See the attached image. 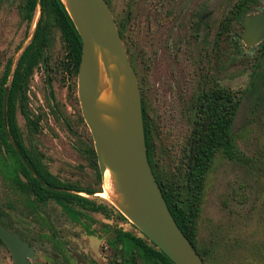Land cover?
<instances>
[{
  "label": "rangeland",
  "instance_id": "obj_1",
  "mask_svg": "<svg viewBox=\"0 0 264 264\" xmlns=\"http://www.w3.org/2000/svg\"><path fill=\"white\" fill-rule=\"evenodd\" d=\"M28 1L0 0V78L11 61L16 65L41 17L39 5L29 16ZM237 1L109 0V8L117 28L122 27L136 77L143 82L152 159L162 178L173 183L183 178L181 158L193 126L194 98L216 86L235 95L244 91L231 131L246 160L216 155L205 180L197 243L211 250L217 264H264L263 53L258 61L264 41L245 46L243 27L236 23L223 33L221 24ZM260 12L264 0H255L245 17ZM48 34V69L34 71L28 91L37 133H31L17 108L19 135L52 175L102 193L97 157L89 154L94 142L77 97V74L72 70L68 75L58 65L65 55L58 30ZM0 177H6L1 166ZM92 198L107 211L86 212L76 225L64 223L63 229L69 237L78 235L84 264H120L107 249L116 227L136 236L139 231L111 198Z\"/></svg>",
  "mask_w": 264,
  "mask_h": 264
},
{
  "label": "water",
  "instance_id": "obj_2",
  "mask_svg": "<svg viewBox=\"0 0 264 264\" xmlns=\"http://www.w3.org/2000/svg\"><path fill=\"white\" fill-rule=\"evenodd\" d=\"M82 42L77 96L94 142L101 177L109 169L121 214L173 264H205L172 217L149 164L145 145L140 86L125 45L105 0H61ZM242 43L264 41V12L243 20ZM262 53L258 57L261 58ZM101 68L113 101L100 100ZM0 238L15 264H30L21 251L33 253L0 226Z\"/></svg>",
  "mask_w": 264,
  "mask_h": 264
},
{
  "label": "trees",
  "instance_id": "obj_3",
  "mask_svg": "<svg viewBox=\"0 0 264 264\" xmlns=\"http://www.w3.org/2000/svg\"><path fill=\"white\" fill-rule=\"evenodd\" d=\"M105 1L109 6V0ZM254 2L255 0H238L221 24L223 33L229 32L233 23L242 27L244 17ZM37 5L40 6L42 14L36 24L29 45L24 49L17 62L13 75V86L16 90L20 87V82L25 87L28 77L42 55L43 49L50 42L48 32L52 28L60 31L67 50L65 62H67L66 60L69 61L76 74L80 65L82 42L61 0H29L28 13L31 18ZM44 23H46L45 27ZM118 31L121 39H123L122 27L119 26ZM236 44V46L241 47L240 41H236ZM125 48L127 53H129V47L125 45ZM260 50L264 54V42L261 44ZM137 80L142 95L143 82L142 80ZM243 94L244 91H241L239 95H235L225 88L216 86L203 89L194 98L193 108L195 116L193 126L181 158L183 166L181 177L183 178L177 183L162 178L154 166L151 130L144 101L141 100L146 152L153 175L177 226L194 246L205 264H217L211 258V250L205 247L200 248L197 243L198 219L204 199L205 180L217 154H221L229 160L241 162L246 160L243 153L238 149L235 137L231 131ZM16 98L17 93L15 96L11 95L7 104V133L4 124V99L3 94L0 93V140L5 146L7 155L13 153L15 156L16 166L12 167V173L17 174L19 172L23 175H29L31 172L28 165L14 151L8 136L9 134L15 145L24 153L17 124L12 115V104H14ZM23 113L24 115L26 114L24 110ZM27 121L29 125L33 124L28 116ZM24 158L26 159V156ZM7 167L10 166L7 165ZM31 170L34 171L33 167H31ZM118 238V241L124 244L128 253L127 264H137V258L141 260V264H173L144 235L143 239H140L130 233H127L126 237L119 233Z\"/></svg>",
  "mask_w": 264,
  "mask_h": 264
},
{
  "label": "flooded vegetation",
  "instance_id": "obj_4",
  "mask_svg": "<svg viewBox=\"0 0 264 264\" xmlns=\"http://www.w3.org/2000/svg\"><path fill=\"white\" fill-rule=\"evenodd\" d=\"M58 32L60 34L59 30ZM60 38L62 40L61 34ZM64 49L65 55L58 65L63 72L69 75L74 68L68 60L65 62L67 55L65 45ZM46 51L47 47L43 49L42 55L28 77L25 87H23L22 82H20V87L17 90L13 86V75L18 61L14 66L11 61L0 78V93L3 94L4 99V124L7 133V104L11 95L15 96L16 93L17 98L12 104V115L15 122L16 109L18 108L31 133H37L38 122L32 118L28 110V91L34 71L40 66L48 69ZM23 110L26 113L25 115ZM27 116L33 124H28ZM8 136L14 151L28 165L31 173L29 175H23L19 172L17 174L12 173V167L16 166L15 156L13 153L7 155L5 146L0 140V166L6 176L0 177V187H3L0 190V226L32 250L31 256H29L27 250L21 251L23 259L30 264H84V260L80 258L78 235L73 233L69 237L63 229V225L64 223L76 225L80 218L85 216L86 212L92 210H97L99 213H101V210L106 212L105 205H96L94 203L95 199L92 198V196H100V192L92 191L90 188L84 189V187L65 183L63 180L58 179L25 148L21 135L20 139L24 153L15 145L9 134ZM89 154L94 159L96 155L95 149H89ZM24 156H26V159ZM7 165L10 167H7ZM31 167H33L35 172L31 170ZM64 219L66 220L65 222L63 221ZM119 233L123 234L124 237H126L127 233H130L140 239H143V234L139 231V236H136L121 227H116L114 238L110 245L107 246V249L109 250V255L113 252L115 253L114 257L120 260V264H127L128 253L124 244L118 241ZM136 263L141 264V260L137 258ZM0 264H15L9 247L1 238ZM109 264L114 263L111 262Z\"/></svg>",
  "mask_w": 264,
  "mask_h": 264
},
{
  "label": "bare ground",
  "instance_id": "obj_5",
  "mask_svg": "<svg viewBox=\"0 0 264 264\" xmlns=\"http://www.w3.org/2000/svg\"><path fill=\"white\" fill-rule=\"evenodd\" d=\"M100 83H101L100 100L105 103H111L113 101V97L108 84L106 73L103 68H101ZM102 181H103L102 193H100V196L103 198H111L114 200L119 199V194L115 191L113 174L109 169L105 171V174L102 177Z\"/></svg>",
  "mask_w": 264,
  "mask_h": 264
}]
</instances>
